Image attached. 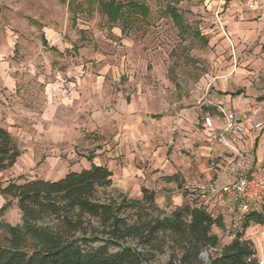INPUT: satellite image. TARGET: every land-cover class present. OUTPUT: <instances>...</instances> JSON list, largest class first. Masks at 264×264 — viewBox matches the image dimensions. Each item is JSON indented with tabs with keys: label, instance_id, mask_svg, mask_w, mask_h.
Segmentation results:
<instances>
[{
	"label": "rangeland",
	"instance_id": "374dc122",
	"mask_svg": "<svg viewBox=\"0 0 264 264\" xmlns=\"http://www.w3.org/2000/svg\"><path fill=\"white\" fill-rule=\"evenodd\" d=\"M109 1L0 0V126L23 152L0 179L53 180L96 163L113 172L100 197L140 199L143 187L124 184L126 158L137 155L129 147L134 132L147 142L143 156L155 155L172 142L181 114H197L201 124L213 113L211 89L240 90L264 115V0H135L147 13L115 0L126 5L116 20ZM141 116L144 128L131 130L126 120ZM9 201L0 195V241L22 223ZM157 204L163 215L174 210ZM214 215L222 216L213 226L221 244L243 231L264 264V224L244 227L245 219L234 227L229 214ZM214 251L204 250L202 260ZM169 258L165 248L153 264Z\"/></svg>",
	"mask_w": 264,
	"mask_h": 264
},
{
	"label": "trees",
	"instance_id": "16d2710c",
	"mask_svg": "<svg viewBox=\"0 0 264 264\" xmlns=\"http://www.w3.org/2000/svg\"><path fill=\"white\" fill-rule=\"evenodd\" d=\"M105 6L116 20L126 5L110 0ZM130 6L148 11L135 0ZM20 155L13 136L0 127V173ZM112 183V170L96 163L53 180L0 179V195L15 200L22 214V223L10 226L9 236L0 241V264H153L156 252L165 248L168 264H263L243 231L221 244L213 226L223 225L222 216L197 202L163 215L155 191L145 187L140 199L100 197L99 189ZM251 221L264 224V211L250 212L244 227ZM207 249L215 251L204 262L201 254Z\"/></svg>",
	"mask_w": 264,
	"mask_h": 264
},
{
	"label": "crops",
	"instance_id": "0c3cea01",
	"mask_svg": "<svg viewBox=\"0 0 264 264\" xmlns=\"http://www.w3.org/2000/svg\"><path fill=\"white\" fill-rule=\"evenodd\" d=\"M223 92H215L214 89L205 92L207 106H210L213 112L207 111L205 115L213 117L216 127L214 131L205 126V115L200 124L196 118L197 114L186 117L187 113L184 112L181 117L177 118L178 121L170 145L167 148L155 150V155L149 151V158L142 154L145 152L144 149L146 150L148 147L143 136H140L139 133H131L129 147L131 150L136 149L135 154L137 155L126 158L127 165L124 168L126 187L138 185L139 188L145 187L154 190L156 201L160 206L175 209L177 206L190 202L191 196L197 198V192L194 189L195 184L224 178L228 166L236 160V155L221 139L224 116L218 106L223 104L233 109L240 119L245 120L247 111L254 100L240 90ZM197 108L200 109V107ZM193 109L194 112H197L195 108ZM156 115L152 116L154 120L162 118L161 115ZM126 122L131 130L134 125L142 130L146 119L143 116L135 120L130 117ZM9 132L12 135L11 130ZM227 138L245 150L255 161L264 160V130L256 131L251 123L246 121L244 134H228Z\"/></svg>",
	"mask_w": 264,
	"mask_h": 264
},
{
	"label": "built area",
	"instance_id": "2783aa9c",
	"mask_svg": "<svg viewBox=\"0 0 264 264\" xmlns=\"http://www.w3.org/2000/svg\"><path fill=\"white\" fill-rule=\"evenodd\" d=\"M218 107L224 116L221 139L233 150L236 160L230 163L224 178L199 182L194 185V189L198 204L212 213L217 211L218 214H229L232 225L238 227L264 200V160L257 162L252 159L245 150L231 142L227 135L244 134L246 121L251 123L254 130H264V115L259 116L261 108L255 103L247 111L246 121L240 119L233 109L223 104ZM204 124L213 131L216 128L211 115L204 116Z\"/></svg>",
	"mask_w": 264,
	"mask_h": 264
},
{
	"label": "water",
	"instance_id": "95a60500",
	"mask_svg": "<svg viewBox=\"0 0 264 264\" xmlns=\"http://www.w3.org/2000/svg\"><path fill=\"white\" fill-rule=\"evenodd\" d=\"M201 257H205V254H204V253H202V254H201Z\"/></svg>",
	"mask_w": 264,
	"mask_h": 264
}]
</instances>
